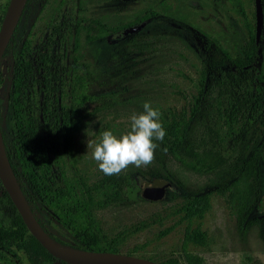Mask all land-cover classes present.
<instances>
[{"label":"trees","instance_id":"16d2710c","mask_svg":"<svg viewBox=\"0 0 264 264\" xmlns=\"http://www.w3.org/2000/svg\"><path fill=\"white\" fill-rule=\"evenodd\" d=\"M28 1L31 0L25 3ZM260 2L263 9L264 0ZM4 14V11L0 14V24ZM19 18L1 57L10 62L6 75L10 84L7 108L12 113L9 137L4 139L1 135V144L29 211L53 243L76 251L120 254L118 240L102 229L97 213L125 201L153 203L143 199L140 190L153 180L164 179L175 186V192H167L165 199L157 202L174 200L183 219L199 218L207 208L208 197L218 194L233 215L238 234L255 230L264 245V223L260 219L264 173V17L257 42L254 28L253 31L247 28L243 36L234 26L237 43L232 53L215 41L210 44L213 49H200L185 29L180 26L172 29L171 24L158 16L143 15L109 28L107 34L113 35L114 41L134 39L133 48L122 53L133 66H148L156 58L158 37L164 40L163 33L173 36V41L183 44L200 61L198 94L189 120L176 134L157 142L160 147L150 165L136 168L135 174L104 175L89 182L75 172L69 177L65 175L59 140L69 157L82 122L116 107L126 88L122 87L118 93L90 95L84 86L91 79L88 72L86 79L77 76L80 84L73 104L66 107L51 103L57 78L50 71L49 56L40 46L32 48L29 39L15 46ZM142 22L145 24L140 31L118 35L121 30ZM154 23L159 24V34L151 33L154 41L135 40ZM168 29L174 34L168 33ZM55 34L60 35V28L55 29ZM36 72L41 75L43 93L39 119L23 106L24 92L31 88ZM87 105H91L90 110ZM172 165L204 176L205 182L185 190L183 178ZM0 201L7 209V221L0 219V264H21L20 256L24 264H65L50 256L28 233L3 188ZM41 209L50 214L51 221L67 234L70 243L51 236L34 215ZM183 238L200 244L203 234L195 229L186 231ZM123 254L133 256L134 251ZM156 262L171 264L168 260Z\"/></svg>","mask_w":264,"mask_h":264},{"label":"rangeland","instance_id":"374dc122","mask_svg":"<svg viewBox=\"0 0 264 264\" xmlns=\"http://www.w3.org/2000/svg\"><path fill=\"white\" fill-rule=\"evenodd\" d=\"M8 3L9 0H0V14L5 13ZM143 15L158 16L171 24L172 29L182 27L200 49H213L210 44L215 41L230 53L237 43L234 26L243 36L247 28L252 31L254 28L253 0H31L24 5L15 46L29 39L32 48L40 46L49 56L50 71L55 72L57 78L51 103L66 107L73 104L80 84L77 76L86 79L88 72L91 79H87L84 86L90 95L118 93L122 87L126 88L116 107L82 122L69 157L59 140L62 168L68 177L75 172L89 182L104 176L92 158L94 145L88 148L87 142H99L106 130L118 137L125 134L130 130V116L143 112L145 102L160 110L168 136L176 134L191 116L198 94L200 61L183 44L163 33L164 40L158 37L156 58L148 66H133L122 53L133 48L134 39L133 42L114 41L113 35L107 34L115 24ZM56 28H60L59 36L55 34ZM158 29L159 24L154 23L135 40L154 41L151 33L159 34ZM172 29H168L171 35L174 34ZM9 64L8 58L0 60V136L4 139H8L12 123V113L7 108ZM40 81L41 75L36 72L31 88L23 95L24 109H29L31 116L37 119L43 102ZM90 109L91 105H87V110ZM136 168L129 165L120 174H135ZM171 168L183 178L185 190L205 182L202 175L185 172L179 166ZM261 175L260 219L264 223V173ZM1 189L0 184V199ZM177 210L178 203L174 200L150 204L125 201L98 212L97 218L102 229L118 240L120 254L133 250V257L155 264L156 260H168L171 264H264V245L259 233L250 230L240 236L222 196L211 194L199 218L183 219ZM34 215L52 237L70 243L67 234L51 221L46 210L41 209ZM0 219L7 221V209L2 201ZM195 229L203 234L200 244L183 238L186 231ZM20 260L21 264L25 263L21 256Z\"/></svg>","mask_w":264,"mask_h":264},{"label":"water","instance_id":"95a60500","mask_svg":"<svg viewBox=\"0 0 264 264\" xmlns=\"http://www.w3.org/2000/svg\"><path fill=\"white\" fill-rule=\"evenodd\" d=\"M26 0H9L5 14L0 24V60L2 53L8 43L11 33L21 14ZM254 10V39L258 41L262 28V6L260 0H253ZM144 22L129 26L119 32L118 35L125 36L133 34L144 26ZM0 184L7 194L11 204L19 215L28 233L38 244L53 258L65 264H155L148 260L107 252L76 251L65 249L53 243L36 224L33 215L29 211L21 194L18 183L5 157L0 136ZM166 192H175V186L164 179L153 180L144 185L140 195L148 202L161 201Z\"/></svg>","mask_w":264,"mask_h":264},{"label":"clouds","instance_id":"9594fccd","mask_svg":"<svg viewBox=\"0 0 264 264\" xmlns=\"http://www.w3.org/2000/svg\"><path fill=\"white\" fill-rule=\"evenodd\" d=\"M162 113L150 102L143 104V112L130 116V130L119 137L113 131L106 130L99 142L88 141L87 147H93L92 158L99 169L108 176L119 175L129 165L137 168L150 165L155 152L160 147L166 130L161 122Z\"/></svg>","mask_w":264,"mask_h":264},{"label":"flooded vegetation","instance_id":"af4514ba","mask_svg":"<svg viewBox=\"0 0 264 264\" xmlns=\"http://www.w3.org/2000/svg\"><path fill=\"white\" fill-rule=\"evenodd\" d=\"M23 9V8H22ZM22 12V11H21ZM263 12V11H262ZM262 17H263V13H262ZM2 59V58H1Z\"/></svg>","mask_w":264,"mask_h":264}]
</instances>
